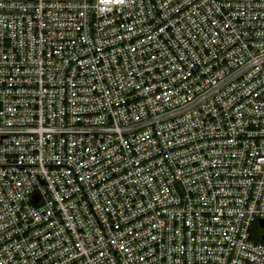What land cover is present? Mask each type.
<instances>
[{
  "label": "built area",
  "instance_id": "2783aa9c",
  "mask_svg": "<svg viewBox=\"0 0 264 264\" xmlns=\"http://www.w3.org/2000/svg\"><path fill=\"white\" fill-rule=\"evenodd\" d=\"M259 219L264 0H0V264H264Z\"/></svg>",
  "mask_w": 264,
  "mask_h": 264
},
{
  "label": "trees",
  "instance_id": "16d2710c",
  "mask_svg": "<svg viewBox=\"0 0 264 264\" xmlns=\"http://www.w3.org/2000/svg\"><path fill=\"white\" fill-rule=\"evenodd\" d=\"M251 229H252V238L254 239V240H260V235H261V229H260V227H259V225H258V222H253V224H252V227H251Z\"/></svg>",
  "mask_w": 264,
  "mask_h": 264
},
{
  "label": "water",
  "instance_id": "95a60500",
  "mask_svg": "<svg viewBox=\"0 0 264 264\" xmlns=\"http://www.w3.org/2000/svg\"><path fill=\"white\" fill-rule=\"evenodd\" d=\"M258 225L260 226L261 229L264 230V219H259L258 220ZM261 240L264 241V233L261 235Z\"/></svg>",
  "mask_w": 264,
  "mask_h": 264
}]
</instances>
